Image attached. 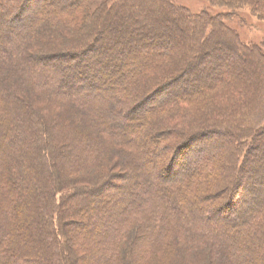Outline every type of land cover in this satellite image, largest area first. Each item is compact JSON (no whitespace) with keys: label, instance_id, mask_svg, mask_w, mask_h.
Returning a JSON list of instances; mask_svg holds the SVG:
<instances>
[{"label":"trees","instance_id":"obj_1","mask_svg":"<svg viewBox=\"0 0 264 264\" xmlns=\"http://www.w3.org/2000/svg\"><path fill=\"white\" fill-rule=\"evenodd\" d=\"M26 1L28 0H0V103L4 104L3 107L6 110L3 115H0V180L3 179L5 185L4 190H0V210L5 205L12 211L8 213L7 221L3 217L0 218V242L3 240L5 243L10 240L12 242L15 238L16 243L18 242L22 247L17 250L15 256L9 251H2L4 248L2 247L0 249V264H12L8 261L9 257H12L16 264H58L59 256L56 252L59 254L60 249L67 252L68 259L66 260H69L68 264H74V260L71 258L70 244L64 242L60 245L52 230L47 231L45 236H40L41 238H30L29 227L32 225L36 227L38 223L42 222L43 225H46L48 221L52 223L50 218L57 214L53 212L57 201L53 189L40 188L39 178L34 180L35 184H31L22 178H19L18 181V177L15 175L16 169L21 163L17 158L18 154L23 151L20 148L23 147L25 138H27L29 146L33 144L35 146L39 140L45 142L48 138L45 133L42 134L39 131L41 126H45V123L37 122L34 117L26 118V121L23 118L18 119V128L20 127V129H17V135L10 134L12 123L9 116H13L11 114L13 109L28 110L29 112L36 109L32 107L33 105L30 106L32 103H27L25 108H21L23 103L21 104L17 97H11V94H15L16 91H21V89L24 95L26 94L25 91L33 89L35 98L38 96L45 98L43 107L49 106L55 98L59 101L58 103H62L63 110L57 117L58 120L52 122V126H55V128H59L62 124L60 122L62 115L63 117L70 115L72 117L71 123L74 125L75 120L72 115H76L79 122L83 117L85 118L86 114L90 113L89 115H93V122L97 121L102 127L105 126L112 140L115 139L122 147L134 151L131 152L134 155L130 154L131 157L134 156L133 159L135 160L132 168L139 170L138 166H140L141 170H144V178L141 181L143 185L142 188L138 189V196H129L127 202L126 200H120L122 202L121 207L116 208L113 207V204L108 205L107 203L108 206L101 208L96 204L97 211L93 212L91 216H88L90 215L88 212H81L85 208L80 209L79 207L78 212H75L78 217L85 218L87 216L89 220L87 228L84 226L76 228L75 235L77 236L75 237L77 240L85 239L93 242V239H98V243H105V246L108 247L107 255L100 258L98 264H128L123 260L130 256L129 251L135 245L136 236L133 237L135 232L143 233L147 240L145 247H139L137 250L133 249L134 252L131 254L137 259L138 264H154L155 262L157 264H179V262L172 263L168 259L170 251L175 256L180 253L177 249L179 245L182 246L183 251L187 252L188 250L190 254L198 250L199 253L193 256V258L196 257V260L194 259L192 262L185 261V263L199 264L200 256L204 255L209 259L211 248H214L223 237L227 241L226 249L223 253L220 252V255L225 258L232 257V260L235 258L231 263L227 261L228 264L235 262V264H256L257 255L248 246L251 244V240L260 243L264 239V178L258 180L254 177L258 180L255 182L256 180H253L251 173L253 171L255 176L256 174L259 175L261 168L264 171V166L260 168L259 163L253 162V167L257 165L254 169L253 167L249 168L248 165L251 161L250 157L255 155L253 151L260 150L264 146V137L261 138V135L264 134V126L258 132L259 135L256 134V138L254 137L251 142L240 135L241 129L239 126L248 121L245 118L252 117L255 121L260 120V113L253 112L250 108L253 102L249 99V86L247 84L246 87L237 84L241 79L244 81V78L239 73L236 74V72H231L228 69V72H231L232 79L230 89L237 85L240 88L239 93L244 95V99L241 102L235 98L221 99L224 90L222 87L225 86L226 82L224 79L220 80L225 82L220 86L219 84L216 85L221 90L218 92L220 100L218 99L215 103H211L208 108L206 107V113H203L201 109V113L198 115L193 112L187 114L188 111L183 106L184 104L187 106L186 104L189 101H182L180 93L196 87L195 83L191 85V82L183 78V75L169 78L168 81H163L164 84L161 81L158 82L152 93H147L146 96L142 95L143 92L140 88L139 95L144 96V102L136 104L127 113L120 115L122 118L128 119L132 126L113 124V114H119L118 110H113V102L121 104V100H125L128 96L125 84L121 85L118 91L116 90L115 93H119V95L113 96V80L118 81L121 78L118 74H121V72L111 69L108 75L103 73L97 77L93 75L90 84H74L72 77H76L75 75H78L79 72L65 71L64 65L68 59H74L76 62L81 63L90 55L99 54L100 40L104 39L108 33L107 31L113 30V21L111 20L113 18V6L120 0H107L100 14L102 18L97 23V27L100 28L96 29V25H93L90 31L86 30V23L90 20L91 15L81 13L79 10V3L85 0H34V13L27 20L21 18L19 14L21 11L19 5H23ZM160 1L165 5L168 3V0ZM210 4L213 6L211 2ZM262 4L264 9V2ZM219 16L221 15L216 13L214 20H217ZM196 18L200 22L199 25H196L197 28L209 20L208 16L206 20L203 17ZM7 22L12 24L6 26ZM216 26L219 28L220 24L217 23ZM207 27L203 34L205 38L213 33L211 30L210 33L206 34ZM99 29L100 31H98ZM63 32L68 34L63 36ZM226 32L229 39H235L230 31ZM65 40L70 41L68 48L62 47ZM107 40L113 43V40L108 36ZM151 43L155 45L157 41L151 40ZM215 43L220 42L216 39ZM53 44L57 47V53L41 55L35 52L42 51L44 53L48 46L50 47ZM144 45H147V43H142L139 46ZM79 47L83 49L77 50L76 48ZM224 48V50L215 48L211 53L212 56L214 55L213 57L218 60L221 54L226 57L236 55L232 45H224ZM69 49L70 51H67ZM62 50L67 52H60ZM243 50L246 55L247 53L257 55L260 62L264 63L260 58L261 54L255 48L250 50V48L243 46ZM136 51V49L124 51L120 54V57L125 61L129 60L135 56ZM137 56L140 57L138 61L141 59L138 63L139 66H131V70L127 72L134 80L139 78L142 81H147V83H154L159 79L161 80L164 75L169 74L171 70L167 68L164 71L156 66L161 63L160 61L151 63L147 54ZM110 57L113 58L111 55ZM157 57L165 59L167 55L157 54ZM146 61H148L147 66H145ZM260 62L259 66L264 75V68ZM103 67L106 70L108 69L106 65H103ZM90 70L96 72L92 68ZM203 81L206 82L207 80L203 78ZM204 84L207 83H203L202 86ZM178 86H181V92L176 94L175 88ZM197 86H200L199 83ZM239 93L238 90L233 92L235 97H239ZM156 102H159L156 106H150ZM180 105L184 107V113L179 110L181 112L177 116L167 115L170 112L169 110L178 108ZM59 110H61V107ZM81 111L85 114H82ZM140 113H145L142 119L139 118ZM190 114L195 116L196 120L203 117L201 120H210L213 123L220 120L224 124L222 125L219 122L221 125L216 130L204 129V131L194 134L188 131L174 136L172 129L175 130L179 127L178 132L183 128L188 130L190 125H187V121H195ZM157 124L170 129V135L172 136L166 144H161L162 151L160 153L153 152V147H155L153 143L156 142V139L158 143L162 141L159 136L149 135L144 140L138 137L143 126L156 128L155 125ZM190 124L195 126V123ZM21 132L27 135L23 136ZM168 133L162 135H169ZM240 138L242 139L239 140ZM96 144L95 149L88 144H82L80 148L83 151L79 148L82 155L77 158V161L89 166L94 164L97 167L98 163L96 161L99 162L101 158L102 148L98 142ZM137 144L140 146H137ZM240 146L246 150L244 149L245 152L243 151L238 159H233L236 162L231 168L234 173L233 177L230 176L222 187L215 189L223 179V168L217 163H223L227 153ZM44 155H48V153L39 152L37 154L38 161L34 162L33 153L29 154L28 159L26 158L31 177L34 174L39 176L42 171L46 173L47 167L45 166ZM126 155L128 157V153ZM187 169L194 171L189 173ZM134 181H136V178ZM56 182L59 185L58 176H56ZM49 185L53 187V181H50ZM177 188L182 190L183 193L181 192L182 194H179L175 199L171 196L169 190L174 191ZM45 190H48V196H46L47 208L45 207L46 204H43L44 206L42 205L40 211L37 212V199L46 192ZM12 193L14 195H11ZM19 193H22V200L18 197ZM7 196H9L8 201L5 203L3 197L6 199ZM187 196H191L192 200H189ZM113 208L117 210L115 215H113ZM41 212H47L48 221L41 219ZM200 212H206L205 217L202 216L204 218L198 217ZM1 214L2 212H0V216ZM178 216L179 220L177 221ZM213 217H217L219 220H214ZM181 218L183 221L180 220ZM57 219L56 216L55 222H57ZM177 223L182 225L180 226ZM103 224H106V228L100 230ZM17 226L20 227V230L17 229ZM223 226L226 227V230H223ZM176 228L180 232H176ZM196 230L198 233H194ZM232 230L236 234H232L230 232ZM175 233L180 237L177 238ZM131 237L133 239H129ZM47 239H51L52 247H45L44 244ZM259 246L262 247L263 243L256 244V247ZM52 248L55 249L53 250L54 253L51 252ZM26 251H30L28 252L30 258H16L17 256L21 257L20 253ZM243 252H246L248 259L243 255ZM261 257L263 262L259 264H264V256ZM63 261L65 260H62V264H64Z\"/></svg>","mask_w":264,"mask_h":264},{"label":"rangeland","instance_id":"obj_2","mask_svg":"<svg viewBox=\"0 0 264 264\" xmlns=\"http://www.w3.org/2000/svg\"><path fill=\"white\" fill-rule=\"evenodd\" d=\"M28 1L23 3V5H19L21 6V11L19 12V14L21 15L20 17H23V19L26 20L31 18L35 8V2H33L34 0ZM209 1L213 4V6ZM106 2L107 0H85L79 3V10L81 11V13L83 12L87 15H91L90 20H88L86 23L87 31H90L93 25H96V29L100 28L97 27V23H99L100 19L102 18L100 14L104 8L103 5ZM167 2V5L163 4L160 0H120L119 2H117V4L113 6V18H111V20L113 21V30L107 31L108 33L104 37V39L100 40L101 44L98 48L99 54L93 56L90 55L84 60V62L81 63L76 62L74 59H68L66 60L67 62L64 65L65 71L69 70L79 72L78 75H75L76 77H72V81L74 82V84H90L93 75H95L96 77L101 75L102 73L108 75V73L110 74L111 69H116L121 72V74H118V76L121 78H119L118 81L116 79L113 80V96L119 95V93L115 92L116 90L118 91V89L121 88V85L123 86L124 84L125 86H127L126 91L128 92V96L125 98V100H121V104L113 102V110H118L117 112L119 113L118 115L113 114V124L118 123L119 125L122 124L123 126H132V123H130L128 119L122 118V114L127 113L131 108L135 107L136 104L144 102L145 99L143 97L146 96L147 93H152L158 82L161 81L163 83V81H168L167 79L173 78L175 76L177 77L183 75V78L191 82V85H193L194 83V85H196L195 89L187 90L184 93L181 92V86L175 88L176 94H179L181 92L180 97L182 101H189L186 104L187 106H185V104L183 105L185 107V110L188 111L187 114L193 112L195 115H198L199 113H201V109L203 113H206V110L210 106V104L215 103L219 99L220 95H218V92H220L221 90L218 89V87L225 82L228 84L226 85L225 83V86H221L224 89L221 99L235 98L238 99L239 102H241V100L244 99V95H241L239 93L240 88L235 85L233 89H230V86L232 85L230 84L232 83L230 73H239L244 78V81H242L241 79L237 82V84H239V86H245L246 84L247 86H249L248 95H250L249 99H251L253 102V105L250 106V108H252L253 112L257 111L260 113L259 121H255L252 117H247L245 119H247L248 121L243 122V124L239 126L241 129V137L244 139L247 138V141L251 142V140H254V137L256 138V134L259 135L258 132L264 126V75L261 67L259 66L260 60L258 56L253 53H247L246 55V52L243 50V46L250 48V50L255 48V50L261 54L260 58H262V61L264 62V9L262 8V3L264 2V0H168ZM215 12L221 15L217 20H214L216 14ZM207 16L209 17V20L207 22H204L205 24H202L199 28H197L196 25H199L200 22L197 21L196 17H203L206 20ZM217 23L220 24L219 28L216 26ZM11 24L12 23L7 22L5 25L8 26ZM206 27L208 28L206 34L210 33L211 30L213 32L207 38H205V36L203 35ZM223 28L226 31H230V34H233L235 36V39H229L227 37V32ZM217 29L219 30L217 31ZM98 31H100V29ZM67 34L63 32V36ZM107 36L113 40V43L107 40ZM216 39L220 43H215ZM151 40H156L158 44L156 43L157 45H153L151 43ZM142 43H147V45L139 46ZM68 44H70V41L65 40V43H63L62 47L68 48ZM227 44L232 45V47L235 49V56L226 57L225 55L221 54V56L218 57V60L213 57L214 55L212 56L211 53H213V50L215 48L224 50V45ZM76 49L82 50L83 48L79 47ZM134 49H136L137 51L133 58H130L126 61L124 59H121L120 54L122 52H126L128 50L133 51ZM64 51L62 50L60 52ZM67 51H70V49ZM35 52L41 55H51L54 52L57 53L58 50L55 44H53L50 47L48 46L46 52L44 53L42 51H39V53L38 51ZM144 54H147L148 59L150 58L151 60V63L160 61L161 63L156 66L160 67L164 71L167 68L171 69L169 74L164 75L161 80L159 79L154 83H147V81H142L139 78H136L134 80V78L128 75L127 72L131 70V66H139L138 63L141 59L138 61L140 57H138L137 55L140 56ZM157 54L167 55V57L165 59L161 57L162 59L160 58V60L157 57ZM110 55L113 56V58L110 57ZM111 58L113 59V64ZM147 62L148 61L145 62V66L148 65ZM218 63H220V65H218ZM103 65H106L108 69L106 70ZM261 66L264 68V63H261ZM91 68L96 70V72L91 71ZM228 69L231 72H228ZM78 77L79 79H77ZM203 78L207 81H203ZM223 79L225 82L220 81ZM248 82L250 83L248 84ZM198 83L200 86H197ZM203 83H207L204 84V86H209L204 87L202 86ZM217 84H219V86H216ZM210 86L211 88H209ZM139 89L142 90V95H144L143 97L141 94L139 95ZM32 90L33 89H29V91H25V95L22 92V89L21 91H16L15 94H11V97H17L20 103H23V106L21 108H25V105L27 103H32L30 104V106L33 105L32 107H35L36 109H32L31 112H29L28 110L13 109V112L11 113L13 116H9V120L12 123L10 134L17 135V129H20V127L18 128V119L23 118L26 121V118L34 117L37 122L45 123V126H41V129H39V131H41L42 134L45 133L48 138L45 142L43 140H39L35 146L34 144L32 146H29V143H27V138L24 137L25 142L23 143V147L20 148V150L23 151L18 154L17 158L21 163L18 165L15 175L18 177V181L19 178H22L23 180H25L26 182H30L31 184H35L34 180H36V178H39L41 182V184L39 185L40 188H48V190L53 189L57 201L53 212L57 214L50 218V221H52V223H49L47 212H41V219L45 221L47 220L48 223H46V225H43L44 223L42 222L38 223L36 227H34L33 225L29 227L30 238H41L40 236L43 237V235L45 236L47 231L52 230L60 245L64 242H68L70 244L71 258L72 260H74V264H98L100 258L107 255L108 247L105 246V243H98V239H93V242H90V240L86 241L85 239L77 240V238L75 237L77 236L75 235L76 228H81L82 226L87 228V222L89 220L87 219V216L85 218L78 217L75 212H78L79 207L80 209L85 208V210H82L81 212H88V214H90L88 216H91L93 212L97 211L96 204L101 208L112 204L113 207H121L122 202L120 200H126L127 202V200H129V196H138V189L142 188L143 185V182L141 181H143L144 178V170H141L140 166H138L139 170H134V168H132V164L135 162V160L133 159L134 156L131 157L130 154L134 155L131 153L134 151L122 147L119 142H116L115 139L112 140L111 137H109V133L105 126L102 127L101 124H98L97 121L93 122V115H89L90 113L86 114L85 118L83 117L79 122L76 115H72L75 120L74 125L71 123L72 117H70V115L64 117L62 115L60 121L62 122V124L59 126V128H55V126H52L53 120H58L57 117H59V114L63 110L62 103H58L59 101H57V98H55L52 100L53 103H50L47 107H43V104H45V98L40 96L35 98L33 95L35 94V92H33ZM235 90H238L239 97L234 96L233 92ZM158 103L159 102H156L154 105L151 104L150 106L154 107ZM3 105L4 104L0 103V115H3L6 111ZM60 107L61 110H59ZM184 107L180 105L178 107L179 109L173 108L172 110H169L170 112H168L167 115L173 117L177 116L181 111L184 110ZM81 113L85 114L82 111ZM144 116L145 113H140L139 118L142 119ZM192 117L193 119H195V116ZM202 118L203 117L197 120L195 119V121L193 120L192 122L187 121V125H190L188 126V130L183 128L180 132H178L180 129L179 127L175 130L172 129L174 136L181 132L191 131V133L194 134L199 133L200 131H204V129L216 130L219 125L224 124L221 123L220 120L219 122L221 124L219 122L213 123V121L211 122L210 120H201ZM190 123H195V126L194 124L192 126ZM23 126H21V128H23ZM155 126L157 127L148 128L141 126L142 128L140 127L141 131L138 137L141 140H144L145 138H148L149 135L152 136L155 134L156 136H159L162 141L158 143V140L156 139V142L153 143L155 146L153 147V152L160 153L162 151L161 144H166L172 137L170 135L171 130L165 126L162 127L161 124H157ZM164 133H168L169 135L163 136L162 134ZM22 135L26 136L27 134L23 133ZM263 137L264 134L261 135V138ZM242 138H240L239 140H241ZM96 142H98V144L102 148L101 158L99 162L98 160L96 161L98 163L97 167H95L94 164L89 166L83 162L79 163L77 161V158L82 155L81 151H83L80 146L82 144H88L95 149V147L97 146ZM137 146L140 145L137 144ZM79 148L81 149V151ZM244 149L245 148L241 146L237 149H234L230 153H227V155L223 159L225 160L223 163H217L223 168V179L221 180V184L219 183L217 185V188L215 189L222 187L224 185L223 183H226V179H229L230 176L233 177L234 173L233 170L231 171V168L236 164L233 159H238ZM42 151L44 154H46V152L48 153V155H44V161L46 162L45 166L47 167V170L45 171L46 173H43L42 171L39 176L34 174L33 177H31V174L29 172V164L26 161L29 158V154L31 153H33L34 157L33 162L38 161L37 154ZM127 153L128 157L126 155ZM253 153L255 155L254 157H250L251 161L248 165L249 168L253 167V162L259 163L260 168L264 166V146L260 150L253 151ZM255 166L253 167L254 169L256 168ZM187 170L189 171V173H193L194 171H190V169ZM251 174L253 175L254 181L256 180L254 177H256L258 180L264 178V171L262 168L259 175L256 174L255 176L253 171ZM56 176H58L59 185L56 184ZM135 178L136 181H134ZM258 180H256L255 182H257ZM50 181H53V187L49 185ZM3 182V179H1L0 190H4L5 185L3 184ZM48 190H45L46 192L38 197V201L36 204L37 212L40 211L43 204H46L45 207L47 208L48 202L46 201V196H48ZM169 192L175 199L179 194L183 193V191L178 188L174 191L169 190ZM11 195H14V193H12ZM21 195L22 193H19L18 197L22 200ZM8 197L9 196H7L6 199L5 197H3L5 203L8 201ZM187 197L189 200H192L191 196ZM116 208H113V215H115L117 212ZM0 212H2L0 218L3 217L4 220L7 221L8 213L12 211L7 206L3 205ZM205 214L206 212H200L198 217H205ZM56 216L58 218L57 222H55ZM232 217H234V215H232ZM176 219L178 221L179 216ZM213 219L216 220L218 218L213 217ZM180 220L183 221L182 218ZM177 224H179L180 226L182 225L181 223ZM105 228L106 224H103L101 225L100 230H104ZM17 229L20 230V227L17 226ZM175 230L176 232H180L179 230H177V228ZM223 230H226V227H224ZM230 232L232 234H236L234 230ZM194 233H198L197 230ZM175 235L177 238L180 237L176 233ZM134 236H136V242L135 245H133L132 250L129 251L130 256L128 258H124L123 260L128 264H138L137 259L131 255L132 252H134L133 249L137 250L139 249V247H145V243H147V240L145 239L143 233L139 234L138 232H135L133 234V237ZM177 238L176 240H178ZM129 239L133 238L131 237ZM261 241L262 242L257 243L256 241L251 240V244H249L248 246L249 249L254 250L257 255L256 264L263 262V258L261 256H264V239H262ZM226 242L227 241H225V238L223 237V239H221V241L217 243L214 248H211L208 256L209 259H207L204 255L200 256L201 260L198 263H231V261H233L235 258L232 260V257L225 258L220 255V252L223 253L226 249ZM261 243H263L262 247H256V244L260 245ZM20 245L21 244H19L18 242L16 243L15 238L14 241L11 242L10 240L7 243H5V241L3 240L2 242H0V249L4 247L2 251H9L15 256L17 250H20V248H22ZM44 245L45 247H52L51 239H47ZM177 249L180 253H178L176 256L172 251H170V253L168 254V259L171 260L170 262L172 263L179 262V264H187L185 263V261L192 262L194 259L196 260V257L193 258V256L199 253L198 250L197 252L191 254L188 253V250L187 252L185 250L183 251L181 245H179ZM53 250L55 249L52 248L51 252L54 253ZM60 251L59 254L58 252H56V254L59 256V258L61 257L62 260H65L63 261L64 264H68L69 260H66L68 259L66 254L67 252L62 249H60ZM28 252L30 251H26L25 253L21 252V257L17 256L16 258H30ZM186 254L190 257L185 256ZM243 255L246 257V252H243ZM59 258L58 264H62V260ZM246 259H248V257H246ZM8 261H10L12 264H16L15 260H13L12 257H9ZM154 264L157 263L155 262Z\"/></svg>","mask_w":264,"mask_h":264}]
</instances>
